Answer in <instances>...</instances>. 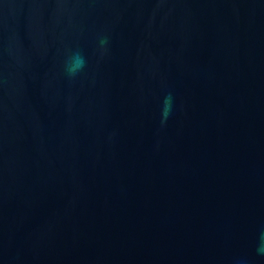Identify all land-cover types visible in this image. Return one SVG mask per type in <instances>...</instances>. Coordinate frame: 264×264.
I'll list each match as a JSON object with an SVG mask.
<instances>
[{
	"label": "water",
	"instance_id": "obj_1",
	"mask_svg": "<svg viewBox=\"0 0 264 264\" xmlns=\"http://www.w3.org/2000/svg\"><path fill=\"white\" fill-rule=\"evenodd\" d=\"M0 264H264V0H0Z\"/></svg>",
	"mask_w": 264,
	"mask_h": 264
},
{
	"label": "clouds",
	"instance_id": "obj_2",
	"mask_svg": "<svg viewBox=\"0 0 264 264\" xmlns=\"http://www.w3.org/2000/svg\"><path fill=\"white\" fill-rule=\"evenodd\" d=\"M83 66V59L79 56L76 57V63L74 65V67L71 69V71H75L77 68L82 67Z\"/></svg>",
	"mask_w": 264,
	"mask_h": 264
}]
</instances>
